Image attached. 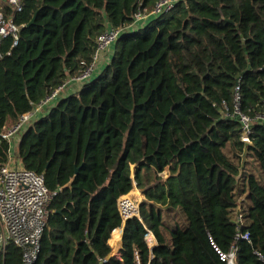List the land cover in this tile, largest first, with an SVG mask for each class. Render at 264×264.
<instances>
[{
  "label": "trees",
  "instance_id": "trees-1",
  "mask_svg": "<svg viewBox=\"0 0 264 264\" xmlns=\"http://www.w3.org/2000/svg\"><path fill=\"white\" fill-rule=\"evenodd\" d=\"M161 1L21 0L18 12L0 0L20 27L16 46L0 44V168L2 133L124 30L97 76L20 138L23 168L53 195L34 264H225L233 244L237 264H264V0H182L126 30ZM135 187L142 220L127 222L119 260L109 240ZM22 262L13 244L0 254Z\"/></svg>",
  "mask_w": 264,
  "mask_h": 264
},
{
  "label": "built area",
  "instance_id": "built-area-1",
  "mask_svg": "<svg viewBox=\"0 0 264 264\" xmlns=\"http://www.w3.org/2000/svg\"><path fill=\"white\" fill-rule=\"evenodd\" d=\"M182 0H162L148 16L138 15L136 22L126 30H135L139 23L149 17L159 16L172 11ZM13 10L21 12V0H4ZM20 27L13 18L6 17L0 12V44L4 39H12L14 46L18 44ZM124 30L110 28L101 35L96 44L91 63H81L83 71L66 84L58 88L51 96L37 106L33 111L20 117L18 123L6 129L1 140L9 143L8 162L0 168V254L9 244H13L23 251L22 264H34L40 252V243L50 216V203L53 195L46 187L44 176L25 170L15 158L14 147H17L22 134L41 115L51 108L60 96H63L72 85H83L95 77L104 55L110 51ZM1 57V54H0ZM243 129L249 131V119L241 116ZM249 141L245 136L243 141ZM118 212L122 225L128 221L141 218L140 205L134 192L124 195L118 200ZM240 217V216H239ZM241 225V224H240ZM249 241V234H238L237 239ZM149 249L156 246V240L151 231L146 235ZM221 260L225 264H237V246L233 244L230 251ZM102 261L100 264H104Z\"/></svg>",
  "mask_w": 264,
  "mask_h": 264
},
{
  "label": "crops",
  "instance_id": "crops-1",
  "mask_svg": "<svg viewBox=\"0 0 264 264\" xmlns=\"http://www.w3.org/2000/svg\"><path fill=\"white\" fill-rule=\"evenodd\" d=\"M140 24L141 23H139V25ZM111 56H112V52L111 51H108L104 55V57L102 58L101 62L99 63V68H98L97 73L95 74V76H97V74L101 71V68L109 61ZM80 89H81L80 85H78V84L72 85L70 87V89L65 93V95L75 94ZM135 190H137L136 187L134 188L133 192H135ZM125 226L126 225H122L121 228L116 229V232H118V233L115 234L116 232L114 231L115 233L114 232L112 233L111 238L109 240V246L111 248V257H115V258H117L119 260H121V258H122L121 250H122L123 234H124ZM113 234H115L116 238L114 237Z\"/></svg>",
  "mask_w": 264,
  "mask_h": 264
},
{
  "label": "rangeland",
  "instance_id": "rangeland-1",
  "mask_svg": "<svg viewBox=\"0 0 264 264\" xmlns=\"http://www.w3.org/2000/svg\"><path fill=\"white\" fill-rule=\"evenodd\" d=\"M14 151H15V158L19 161V158H18V156H17V147H14ZM132 170L134 171V167H132ZM137 189V188H136ZM135 195H136V197H137V201L139 202V205L141 206V204L144 202V196H143V194H141V191L139 190V189H137V190H135ZM247 204H248V202H246ZM163 217L165 218V219H172V216H167V215H163Z\"/></svg>",
  "mask_w": 264,
  "mask_h": 264
},
{
  "label": "water",
  "instance_id": "water-1",
  "mask_svg": "<svg viewBox=\"0 0 264 264\" xmlns=\"http://www.w3.org/2000/svg\"><path fill=\"white\" fill-rule=\"evenodd\" d=\"M33 22V21H32ZM245 144H246V149H245V153L243 154L242 156V163H243V166L245 165V162L247 161V156H248V147L250 145L249 141H245ZM146 192V189L144 190H141V194H144ZM238 214H240V210L238 211Z\"/></svg>",
  "mask_w": 264,
  "mask_h": 264
}]
</instances>
